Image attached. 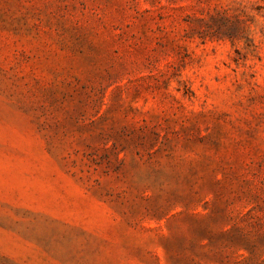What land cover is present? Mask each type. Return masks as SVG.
Instances as JSON below:
<instances>
[{
    "label": "rangeland",
    "instance_id": "1",
    "mask_svg": "<svg viewBox=\"0 0 264 264\" xmlns=\"http://www.w3.org/2000/svg\"><path fill=\"white\" fill-rule=\"evenodd\" d=\"M0 264H264V0H0Z\"/></svg>",
    "mask_w": 264,
    "mask_h": 264
}]
</instances>
